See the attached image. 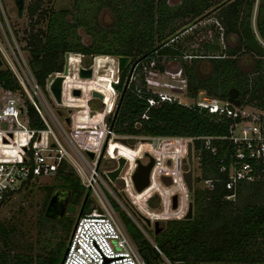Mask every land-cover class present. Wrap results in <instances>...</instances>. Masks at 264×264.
<instances>
[{
    "label": "trees",
    "instance_id": "1",
    "mask_svg": "<svg viewBox=\"0 0 264 264\" xmlns=\"http://www.w3.org/2000/svg\"><path fill=\"white\" fill-rule=\"evenodd\" d=\"M90 2L99 6L105 4L115 11L116 24L109 30L110 35L107 37L105 30L96 31L92 34L93 41L85 45L75 32L77 25L91 29L89 22L84 19V10H76L74 23L65 19V10L53 14L48 20L47 30L42 33L41 30L30 32L27 41L29 66L38 82L44 83L51 71L62 70L66 51H71L73 58H79L78 52L126 54L132 60L144 55L158 57L165 54L167 59L175 53L182 56L185 50L174 43L176 37L169 42V39L178 34L179 30L168 36L165 30L166 24L178 15L197 16L203 11L208 12L220 6L219 17L223 32L234 33L237 42L234 46L225 44L221 49L217 45L203 43L202 46L208 45L212 49H220L218 53L203 52V57H207L211 65L210 72L203 76L195 73V63L200 56H194L190 60L180 57L183 72L187 77V90L192 96L203 89L209 95L225 98L229 88L236 86L241 95L240 106L255 100L254 103L259 108H264V0L257 1L255 27L251 24L255 0H180L175 5L168 4L167 0H75V4L79 6ZM216 2L217 4L212 6ZM17 5L20 11L23 0H17ZM27 9L28 15L33 16L37 4H29ZM240 52L253 59L252 72L244 71L238 66L237 54ZM125 73L126 67L120 71L118 82L112 83L111 79L110 84L108 83L110 91L117 89L120 92L116 108L118 112L113 117H107L109 124L117 133L194 136L193 148L201 169L200 176L217 179L212 189L195 187L191 197L201 204L203 199L207 200V196L210 198L223 196L228 190L223 183L225 174L219 172L218 168L222 162L228 161L229 153L233 151L232 141L222 137L229 132L230 118L177 102L164 101L148 106L146 100L148 92L144 90L138 92L134 84L128 87L122 84ZM0 85L10 89L18 87L15 76L8 68L0 67ZM28 111L31 125L41 126L31 105L28 106ZM143 113L146 116H142ZM136 122L140 125L137 126ZM262 125L264 130V124ZM98 131L96 129L92 132L99 133ZM207 135L212 137L210 146L215 147V152L205 145L203 137ZM97 136L101 135L97 134ZM163 147V143L160 147L154 144L156 150H163ZM55 174L63 177L64 187L71 190V200L77 201L81 195H84L80 214L90 211L91 208L88 206L90 190L74 177L73 172L68 170L65 164H60ZM261 189H264V168L258 178L240 184L236 194L246 195L244 194L246 191L247 195H255L256 191ZM151 193L143 194V201ZM202 210L196 209L195 219L182 217L166 220L162 225L163 228L156 233L154 243L170 261L173 259L185 264L264 263L263 251L261 247L255 245V239L258 236H264V200H259L258 218L261 231L257 234L230 236L208 233ZM43 218L59 223L63 221L61 218H49L45 214ZM11 232L10 225L0 221V240L5 246L9 245ZM221 239H224V242ZM248 240H252L253 244L246 247L243 243ZM235 243L240 245L233 246ZM63 245V239L53 246H50L48 239H44V245L36 254H32L31 251L10 252L7 247L0 248V264H58L65 252ZM136 245L149 264H158L160 254L152 243L143 238Z\"/></svg>",
    "mask_w": 264,
    "mask_h": 264
},
{
    "label": "built area",
    "instance_id": "2",
    "mask_svg": "<svg viewBox=\"0 0 264 264\" xmlns=\"http://www.w3.org/2000/svg\"><path fill=\"white\" fill-rule=\"evenodd\" d=\"M0 8L9 32L8 35L0 17V31L9 48L8 52L0 40V66L11 70L18 83L16 89L5 88L0 85V209L13 194L22 189L28 182L43 175L55 174L59 165L65 164L71 167V170L75 172L80 182L87 189L93 191L99 205L93 206L88 212L77 215L67 240V249L60 264H149L124 228L100 184L102 182L107 189L110 188L102 179V173L106 169H102V173L99 171V161L101 157H108L106 145L110 139H115L118 135L126 136L127 139L132 136L138 139H148L152 144H154V140L158 139V147L161 143L166 146L169 143L168 140L178 138L182 148L181 157L185 156L186 153V141L188 139L193 141L194 136L116 133L107 120L113 109L105 112V105L99 109L88 104L84 108L66 104L63 88L68 73L64 75L62 80L61 102H57L51 92L50 81L47 80V77L43 87L36 80L29 62L26 61V55L23 54L22 47L25 44L19 42L1 0ZM174 38L175 35L169 40ZM70 53L71 51H69V57ZM78 53L77 74L80 65L87 67L92 66L93 63L82 64L83 53ZM182 56L185 59H188L187 57L191 59L200 55L184 52ZM165 60H167L165 54L158 55V57L152 55L138 56L135 60L130 58L125 66L124 82H126V86L134 84L138 92L142 90L148 92L146 97L148 106L157 105L164 101L177 102L187 106H195L198 109H205L217 116L230 118L229 132L222 137H227L232 141L233 151L229 153L228 161L222 162L218 169L219 172L225 174L223 183L228 190L223 197L234 198L237 195L236 191L239 185L258 178L264 168L262 114L257 116L254 112L247 111L245 105H235L227 97L206 95L203 89L198 90L194 96L188 95L187 77L184 75L183 69L162 68L160 61L164 62ZM55 72L62 73V70H55ZM119 74L120 71H118ZM118 80L113 79L112 83L118 82ZM72 89L71 87L69 91L67 90L68 93L72 94ZM179 94L191 96L190 100H183ZM48 98L59 108L54 109ZM29 105L35 110L41 126L31 125ZM63 107L66 111L64 114L61 109ZM62 114L63 121L68 124L69 128H66L60 120L59 115ZM66 116H69V122L66 121ZM142 116H146V114L143 113ZM89 129H98V132L103 133L102 141L97 138L94 142L97 149L81 145L78 141V136L91 134ZM203 138L206 147H210V150L215 152V147L210 146L212 137L207 135ZM98 140L100 141L99 144ZM175 148L178 146L176 145ZM87 150L93 152L92 157L87 153ZM160 156L158 154L157 158L154 154V165L159 162ZM111 158L116 159L117 157ZM174 160V155L168 154L162 157L158 167L167 168L170 164L175 163ZM161 174L171 175L165 171ZM216 179L215 177L203 178L205 187L212 189ZM185 191L187 194V188ZM179 201L180 198L178 206ZM153 245L169 264H178V261L171 262L154 242Z\"/></svg>",
    "mask_w": 264,
    "mask_h": 264
},
{
    "label": "rangeland",
    "instance_id": "3",
    "mask_svg": "<svg viewBox=\"0 0 264 264\" xmlns=\"http://www.w3.org/2000/svg\"><path fill=\"white\" fill-rule=\"evenodd\" d=\"M1 1L10 23L13 26L16 35L18 36L19 42L25 44L22 47V50L23 54L26 55L27 63L29 61L27 41L30 32H37L38 30H41L40 32L42 33L43 31L47 30L50 16L58 13L61 10H65V19L72 23H74V19L77 14L76 10H84V19L89 22L91 29L89 30L84 28L82 25H77L75 27V32L77 35H79L80 41L85 45L93 41L92 34H95L96 31L99 32L105 30L104 33L108 37L110 35L109 30L116 24L117 15L115 11L110 8V6L105 4L99 6L93 2H90L88 4H83L82 7L78 4H75V0H23L22 9L19 11L15 0ZM179 1L180 0H167V3L175 5ZM257 1L258 0H255L252 10L251 24L253 27H255ZM34 3L37 4V9L33 16H29L27 8L29 4ZM216 4L217 2L212 6H215ZM76 5H78V7H76ZM204 12L205 14L202 15ZM202 13L198 14L197 16H191V14L178 15L171 19L165 26L168 36L179 30V35H175L176 40H174V43H177L178 46H181L185 52L199 53L200 57L197 58L195 63V73L200 76L209 73L211 70L210 61L207 57H203V52H207L209 54L218 53L225 44L234 46L237 42L234 33L223 32V25L219 17L220 6L214 8L213 10H209L208 12L203 11ZM0 17L5 30L8 32L7 24L3 17L1 8ZM0 40L3 43L5 49L9 52L8 45L6 44L1 31ZM172 41L173 40H169V42ZM10 42L13 44L11 39ZM203 43H207L208 45H217L220 49H212L208 45L202 46ZM94 55L83 54V57L81 58V63L84 65H88L89 63L93 62V75L91 77H80L76 73L79 58H73L72 53H70L69 72L64 80L63 96L66 100V104L80 106L82 108L86 107V104L99 109L105 105V112L113 109L108 115V117H113L118 112V109L116 108L117 103L119 102L120 92L115 88V91H110L108 83L111 79L118 80L119 78L118 56L116 54L107 52H101V54L98 52L94 53ZM173 55L174 56L171 55V57L164 62L160 61V65L162 68L164 67L172 70L181 68L182 70L183 66L181 63V58L183 57L181 54L178 55L177 53ZM187 58V60H190L189 57ZM237 61L238 66L242 70L248 72L253 71V59L250 56L240 52L237 54ZM0 67L5 68L4 66ZM39 83L43 87V83L41 81ZM122 84L125 87H128L126 86V82H123ZM68 86L70 87L68 88ZM71 87L80 88L81 93L79 95L68 93ZM92 90L100 91L103 96L99 97L92 95ZM43 91L45 95H47L44 89ZM187 94L190 95L189 92ZM187 94L179 95L181 98H183V100H190L191 96H188ZM205 94L209 95L206 92ZM239 97H241L240 93ZM48 101L50 104H52L54 109L59 108V106L54 104L49 98ZM254 102L255 100H253L251 103L245 104V108L247 111L254 112L257 116L262 114L263 117L261 116V121L264 124V108H259ZM61 109L63 110L64 114L66 112L65 108L63 107ZM63 114L59 115V118L63 122L64 126L69 128L68 124L63 121ZM136 124L137 126L140 125L139 122H136ZM83 127L85 126L83 125ZM91 131L94 130H90V132ZM97 134H100L102 137L97 136ZM77 138L81 145L90 148V145L95 144L94 142L97 138H100V141H102L104 136L103 133L92 132L87 136L82 135L81 137ZM100 141L98 140V144ZM154 141L155 146L158 147V139ZM168 141L169 143L164 146V149L158 152V150L154 148V144L150 143L148 139H138L137 137L132 136L128 138V143L134 144L132 147L112 138L106 145V155L108 157H101L99 161L98 169L101 172L102 169H109L116 166V159L111 157H118L120 155L126 157V163L120 171V175L113 182L101 172L102 179L110 188L107 189L102 182L100 184L103 187L107 198L112 204L115 213L136 244H138L143 238L153 244V242L156 240V233L153 231V229H151V227H153L154 220L160 218L159 215L161 216L162 214L163 217L159 219V224L163 225L166 220L182 218L187 208V201L192 196L191 192H187L186 194V186L181 176V170L187 168L188 165L186 162L183 163L181 161L182 148L180 145V139L173 138ZM176 145L178 148H175ZM145 146H147L150 151L143 150ZM153 153L157 156V158L158 154L161 156L159 157V162L156 163L151 173L150 186L147 190L145 189L146 191H136L132 184L131 178V174L133 172L132 168L136 163V158L140 157L142 162H147L150 159V156H154ZM168 154L174 155L175 163L170 164L167 168L164 166L158 167L162 157L167 156ZM67 169L71 170V167L67 166ZM164 171L170 173L174 177V180L171 184H164V182H162L160 174ZM200 173L201 169L199 168V164L194 154L193 189H195L197 186L205 187V183L203 178L200 176ZM73 175L80 181L75 172H73ZM62 178L63 177L59 175L57 176L56 174L40 176L39 178L28 182L22 189L13 194L9 200L3 204L0 209V221L9 224L12 228V232L9 235V245L5 246L0 240V248L7 247L10 252L31 251L32 254H36L44 245V239H48V241H50V246H53L60 239H63V249H65L68 237L80 210L84 195H81L77 201L71 200L70 195L68 204L70 203L74 205V208H67L65 210L64 215L61 218L63 219L62 222L59 223L49 219H44L43 215L45 206L48 202L52 189L54 187H64V181ZM148 192L152 193L147 196L145 203L142 196ZM174 192H178L179 194L180 201L178 207L171 206V194ZM256 192L257 193H255V195L259 197V200H264V189ZM247 193L246 191L244 192L246 195ZM151 195H153L152 198L148 200ZM238 195H241V193H238ZM160 203H162V205H160ZM98 205L99 201L91 190L89 192L88 206L92 208L93 206L97 207ZM157 214L159 215L157 216ZM146 216L151 218L150 222L147 221ZM255 245L261 247L264 255V236H258L255 239ZM159 254L160 257L158 258V264H169L164 256L161 253ZM171 262L175 263L173 259Z\"/></svg>",
    "mask_w": 264,
    "mask_h": 264
},
{
    "label": "water",
    "instance_id": "4",
    "mask_svg": "<svg viewBox=\"0 0 264 264\" xmlns=\"http://www.w3.org/2000/svg\"><path fill=\"white\" fill-rule=\"evenodd\" d=\"M118 56V71H121L130 61V56L126 54H119ZM69 51H66L64 54V64L62 68V73H56L55 71H51L47 76V80L50 81V89L52 94L54 95L57 102H61V94H62V80L64 75L68 73V59ZM1 64V61H0ZM78 75L80 77H91L93 75L92 66H83L80 65L78 69ZM81 93L80 88L74 87L72 89V94L79 95ZM92 95H96L102 97L103 94L98 90H92ZM227 99L234 103L235 105L241 104V98L239 97V88L236 86H231L228 90ZM60 112V111H59ZM66 121L69 122V116H66ZM118 141L129 145L134 146V144L128 143V139L126 136L118 135L115 137ZM87 153L92 157L93 152L91 150H87ZM193 160H194V148L193 141L188 139L186 141V153L185 156L182 157V162L187 163L188 167L182 169L181 176L185 183L188 192H192L193 190ZM117 164L116 166L106 169L104 171L105 175L108 177L110 181H114L118 178L120 171L122 170L124 164L126 163V157L120 155L116 158ZM170 162V160H167ZM136 165L131 174L132 184L136 191H142L151 183V170L154 166L155 160L154 157L150 156V159L147 162H142L139 157L136 158ZM160 178L164 184H171L173 182V177L169 174H161ZM71 195V190L65 187H54L51 191L48 202L45 206L44 214L47 217L53 219H60L64 215L65 210L73 209L74 205L68 204V200ZM179 200L178 192H174L171 194V206L177 207ZM192 200L189 199L187 201L186 212L184 213V217L189 218L192 216ZM80 212L78 213V215ZM147 221L150 222V218L146 216ZM162 226L159 224V219H155L153 222V231L157 233L160 231ZM67 247L65 248L66 251ZM63 256L58 264L61 263ZM178 264H185L183 262H178ZM202 264H246V263H223V262H204ZM252 264H264V263H252Z\"/></svg>",
    "mask_w": 264,
    "mask_h": 264
},
{
    "label": "flooded vegetation",
    "instance_id": "5",
    "mask_svg": "<svg viewBox=\"0 0 264 264\" xmlns=\"http://www.w3.org/2000/svg\"><path fill=\"white\" fill-rule=\"evenodd\" d=\"M15 2L17 3V0ZM206 198L207 200L203 199V203L201 204L200 202H196L192 197L190 198L193 207L192 216L189 218L195 219L196 209H203L202 213L208 226V233L239 236L243 234H257L261 231L259 229V197L257 195H236L230 199L223 196L220 198H210L207 196ZM221 240L224 242V239ZM248 241L243 243L245 244L244 246H252L253 241ZM236 244H233V246ZM239 245L237 244V246Z\"/></svg>",
    "mask_w": 264,
    "mask_h": 264
},
{
    "label": "bare ground",
    "instance_id": "6",
    "mask_svg": "<svg viewBox=\"0 0 264 264\" xmlns=\"http://www.w3.org/2000/svg\"><path fill=\"white\" fill-rule=\"evenodd\" d=\"M88 131L90 132V130H88ZM90 133H92V131H91ZM111 143H112V142H111ZM111 143H110V145H111ZM93 144H94V143H93ZM90 148H96L95 144H94V145H90ZM96 149H97V148H96ZM143 150H149V148H148L147 146H145ZM156 163H157V162H156ZM155 165H156V164H155ZM155 165H154V167H155ZM154 167L152 168V171H153ZM151 173H152V172H151ZM149 186H150V184H149L146 188H144L142 191H144L145 189L147 190ZM146 190H145V191H146ZM140 192H141V191H140ZM159 217L161 218L162 215H161V216L159 215Z\"/></svg>",
    "mask_w": 264,
    "mask_h": 264
}]
</instances>
